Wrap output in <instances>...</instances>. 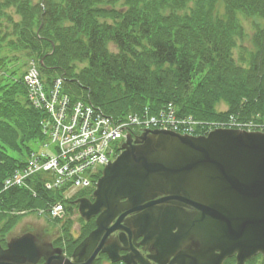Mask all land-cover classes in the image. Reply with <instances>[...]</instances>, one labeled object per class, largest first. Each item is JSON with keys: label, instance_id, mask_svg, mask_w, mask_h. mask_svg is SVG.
I'll list each match as a JSON object with an SVG mask.
<instances>
[{"label": "trees", "instance_id": "obj_1", "mask_svg": "<svg viewBox=\"0 0 264 264\" xmlns=\"http://www.w3.org/2000/svg\"><path fill=\"white\" fill-rule=\"evenodd\" d=\"M247 21L256 52L245 68L233 50ZM7 40L12 50L38 55L45 70L65 73L76 96L117 118L172 104L178 116L203 123L264 121V0H2L0 48ZM7 57L0 59L9 71L0 70V185L42 138V114L27 107V89ZM80 63L86 66L77 72ZM221 102L227 110L218 109ZM29 195L11 189L2 206L41 205ZM94 226L84 224L81 237Z\"/></svg>", "mask_w": 264, "mask_h": 264}, {"label": "water", "instance_id": "obj_2", "mask_svg": "<svg viewBox=\"0 0 264 264\" xmlns=\"http://www.w3.org/2000/svg\"><path fill=\"white\" fill-rule=\"evenodd\" d=\"M94 201L78 199L96 229L74 250V261L41 232L11 235L0 264H91L99 252L144 250L158 264H237L264 256V132L219 128L206 135L147 131L108 164ZM122 231L119 236L111 234ZM123 243V245H121ZM131 256L123 257L136 264ZM140 257V256H139ZM143 264L147 261L140 257Z\"/></svg>", "mask_w": 264, "mask_h": 264}, {"label": "built area", "instance_id": "obj_3", "mask_svg": "<svg viewBox=\"0 0 264 264\" xmlns=\"http://www.w3.org/2000/svg\"><path fill=\"white\" fill-rule=\"evenodd\" d=\"M68 102V98L63 97L59 100V94H55L51 104L47 105L54 121L51 127L48 123L45 129H48L53 142H58L60 156L45 161L43 156L36 157L31 164L32 172L42 167L58 171L60 174L58 184L63 180L64 174L79 176L91 165L106 162L107 157L104 152L108 142L120 137V132L110 126L109 119L91 106L79 103L69 113L71 109ZM152 121L155 122L154 119ZM77 180V185L89 184L86 179ZM57 213L58 208L54 209L53 215Z\"/></svg>", "mask_w": 264, "mask_h": 264}, {"label": "rangeland", "instance_id": "obj_4", "mask_svg": "<svg viewBox=\"0 0 264 264\" xmlns=\"http://www.w3.org/2000/svg\"><path fill=\"white\" fill-rule=\"evenodd\" d=\"M1 1L2 0H0V2ZM33 1L35 3H37L40 0H33ZM120 6H121V3L118 4V7H120ZM10 11H12V9ZM219 11H220V13H222V12L224 13V11H225L224 5H221ZM14 17L18 20L17 16L14 15ZM102 21H104V20H102ZM108 22H112V20L109 19ZM244 28H245L244 35L237 39V46L233 50V55H234V58H235L237 64H239V65L241 64V65L245 66V68H247L249 57L252 53L256 52V47L253 43L254 29L252 27V24L249 21H247V23L244 24ZM11 39H15V38L11 37ZM109 50H110V52L115 53L117 51L116 45L109 44ZM23 52L24 51H21L20 49H15V50L10 49L9 41L7 40L3 43V47L0 48V59H4L7 56H10L11 59H18V61L19 60H26L27 56ZM7 62H8V57H7ZM84 66H85V64L80 63L81 68H83ZM218 109L225 111L228 109V106L226 103L221 102L218 105ZM232 120L236 121V119H234V118H232ZM259 122H262V121H254L253 123L254 124L257 123V125H258ZM44 143H45V141H42L41 139L34 141L32 143L33 144L32 149L34 151H37L38 153H42L43 151H45V152H48L50 154H54L56 152L54 144H52L50 148H44L43 147ZM17 220L22 221V222L31 221V222L37 223L36 226L34 225V228L37 229L38 232H41V233H44L43 231L46 230L47 228H49V226L46 225V223H47L46 216L45 215L40 216L36 211L26 213L24 216L18 217ZM22 222L19 223L17 230L20 229L21 225L23 224ZM25 223H28V222H25ZM13 228H15V227H12V229ZM52 231H53L52 233H54L55 229H52ZM18 232H20V231H18Z\"/></svg>", "mask_w": 264, "mask_h": 264}, {"label": "flooded vegetation", "instance_id": "obj_5", "mask_svg": "<svg viewBox=\"0 0 264 264\" xmlns=\"http://www.w3.org/2000/svg\"><path fill=\"white\" fill-rule=\"evenodd\" d=\"M79 228H80V225H78L77 226V228H76V231H78L79 230ZM32 229H34V228H29V230H32ZM52 229H54V227L52 226V227H50L49 228V231L51 232L52 231ZM94 228H91V230L89 231V233L93 230ZM88 233V234H89ZM1 235V247L3 248V249H5V248H7V244H6V242H5V240H4V236L2 235V234H0ZM51 236H52V239H53V241L55 242V243H57L56 244V246H59L62 242H66V238L64 237V236H60V235H58V231H55L54 233H52L51 232ZM140 240L141 239H137V243L139 244L140 243ZM76 242V240H73V243H75ZM141 244V243H140ZM139 244V247H137V250H138V254H139V256L143 259V260H145V261H147L148 262V264H158V262H156V261H154L153 259H151L149 256L150 255H152L155 251L153 250V247H150L149 248V250H147V251H143V250H141V249H143L142 248V245H140ZM67 256H69L68 254H67ZM119 256H120V259L119 260H117V261H113L107 254H105V253H100L99 254V256H98V258L95 260V261H93L91 264H128L127 263V261H125L124 259H123V257H126V256H131L130 257V260L131 261H135L136 262V264H143L142 262H141V260H140V257L139 256H137V254H135V253H133V251H131V252H127L126 250L124 251V250H121L120 252H119ZM70 257V256H69ZM44 262V259H42L41 261H40V264L41 263H43ZM166 264H169V263H166ZM225 264H235L234 262H233V260H229V261H227V262H225ZM247 264H263V259L261 258V257H259V256H257V257H255V258H253L251 261H249Z\"/></svg>", "mask_w": 264, "mask_h": 264}]
</instances>
